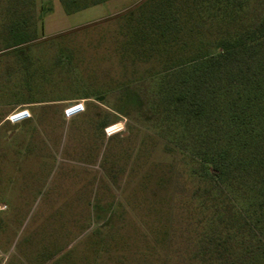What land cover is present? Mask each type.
<instances>
[{"label": "rangeland", "instance_id": "rangeland-1", "mask_svg": "<svg viewBox=\"0 0 264 264\" xmlns=\"http://www.w3.org/2000/svg\"><path fill=\"white\" fill-rule=\"evenodd\" d=\"M145 1L34 0L29 38L1 32L0 264H256L212 169L163 149L173 129L152 97L156 65L119 54ZM76 100L84 112L64 119ZM20 109L30 117L9 122ZM103 122L123 128L107 137ZM220 229L219 247L201 248Z\"/></svg>", "mask_w": 264, "mask_h": 264}, {"label": "trees", "instance_id": "trees-1", "mask_svg": "<svg viewBox=\"0 0 264 264\" xmlns=\"http://www.w3.org/2000/svg\"><path fill=\"white\" fill-rule=\"evenodd\" d=\"M1 1L3 38H29L34 0ZM124 31L119 54L157 67L152 97L173 129L163 149L190 151L212 169L209 180L238 205L264 264V0H146ZM221 229L201 236V248L216 241L217 249Z\"/></svg>", "mask_w": 264, "mask_h": 264}, {"label": "built area", "instance_id": "built-area-1", "mask_svg": "<svg viewBox=\"0 0 264 264\" xmlns=\"http://www.w3.org/2000/svg\"><path fill=\"white\" fill-rule=\"evenodd\" d=\"M82 112H84V101L83 100H76V101L68 103V105L63 109V118L66 120H69V119L81 114ZM29 117H30V114H29L28 110L20 109V110H15L11 114H9V116L7 117V120L9 122H11L12 124H15V123H19V122H22L24 120H27ZM118 123H121V122H118ZM115 124H117V123H115ZM108 127L109 126L104 128V133L107 137L113 135L114 133L121 131L123 128V126L121 124L120 129L112 131V132H108L107 131Z\"/></svg>", "mask_w": 264, "mask_h": 264}, {"label": "crops", "instance_id": "crops-1", "mask_svg": "<svg viewBox=\"0 0 264 264\" xmlns=\"http://www.w3.org/2000/svg\"><path fill=\"white\" fill-rule=\"evenodd\" d=\"M19 105H21V104H17V105H15V106L13 107V109H14V108L16 109V107H18Z\"/></svg>", "mask_w": 264, "mask_h": 264}, {"label": "water", "instance_id": "water-1", "mask_svg": "<svg viewBox=\"0 0 264 264\" xmlns=\"http://www.w3.org/2000/svg\"><path fill=\"white\" fill-rule=\"evenodd\" d=\"M99 100H101V98H99Z\"/></svg>", "mask_w": 264, "mask_h": 264}]
</instances>
